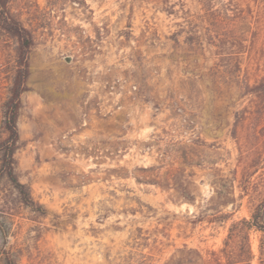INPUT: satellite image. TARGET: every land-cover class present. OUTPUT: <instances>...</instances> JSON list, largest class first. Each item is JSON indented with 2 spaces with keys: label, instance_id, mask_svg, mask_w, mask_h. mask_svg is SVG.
Segmentation results:
<instances>
[{
  "label": "rangeland",
  "instance_id": "rangeland-1",
  "mask_svg": "<svg viewBox=\"0 0 264 264\" xmlns=\"http://www.w3.org/2000/svg\"><path fill=\"white\" fill-rule=\"evenodd\" d=\"M8 9L34 40L15 174L42 209L0 173V264H264V0ZM18 55L0 27V144Z\"/></svg>",
  "mask_w": 264,
  "mask_h": 264
},
{
  "label": "trees",
  "instance_id": "trees-1",
  "mask_svg": "<svg viewBox=\"0 0 264 264\" xmlns=\"http://www.w3.org/2000/svg\"><path fill=\"white\" fill-rule=\"evenodd\" d=\"M8 3L9 0H0V27L17 39L19 44V55L18 69L15 75L11 97L6 106V129L8 138L0 144V152L2 153L0 173L9 179L25 205L39 210L42 209V207L36 204L27 190V187L18 180L15 174V152L19 139L17 119L21 108V97L28 91L26 84L29 77V53L34 46V40L31 32L10 15ZM156 170L155 168L143 169L145 176L142 177V180L148 184H156L166 188L175 185L177 175L173 171L168 172L166 178H162ZM257 223L256 216H254V221L252 222L245 219L241 220L234 224L231 229V235L233 236L235 228L239 226L242 227V225H245L250 228L252 226H257ZM6 264H17V261L13 256L8 255L6 257Z\"/></svg>",
  "mask_w": 264,
  "mask_h": 264
}]
</instances>
